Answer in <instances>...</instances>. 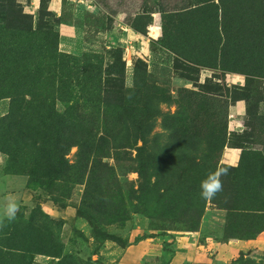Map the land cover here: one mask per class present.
I'll return each mask as SVG.
<instances>
[{"label":"rangeland","instance_id":"374dc122","mask_svg":"<svg viewBox=\"0 0 264 264\" xmlns=\"http://www.w3.org/2000/svg\"><path fill=\"white\" fill-rule=\"evenodd\" d=\"M0 6V264H264V0Z\"/></svg>","mask_w":264,"mask_h":264},{"label":"trees","instance_id":"16d2710c","mask_svg":"<svg viewBox=\"0 0 264 264\" xmlns=\"http://www.w3.org/2000/svg\"><path fill=\"white\" fill-rule=\"evenodd\" d=\"M2 7H4L6 10V5H2ZM3 13H2V9L0 6V23L3 20ZM25 85V83L23 82V86ZM31 93H36L37 89H39V85L35 82V76L33 73V79L31 81ZM82 89H85V87H81ZM75 105L76 107L78 106L79 108H83L86 111H93V109L96 107L95 106V102L92 98L90 97H86L82 96V97H76L75 98ZM109 102V101H108ZM105 126V130L106 132L99 138L98 140V144L100 145V147L103 148H119L124 146V144L126 143V141H128L131 138H139L144 140V142H146V135L143 133V131H141V129L139 128L137 132H132L131 131V124L129 123V121L125 122V125L122 126L121 128H115L113 125H110V121H105L104 123ZM64 132V136L66 137V140L61 139L59 144L63 149H68L70 146H72V142L71 140L74 141H78V138H80L78 136V132L75 130H72L71 127H68L67 130H63ZM83 140V138H80ZM145 151V147L142 146L139 148V155L141 156Z\"/></svg>","mask_w":264,"mask_h":264},{"label":"clouds","instance_id":"9594fccd","mask_svg":"<svg viewBox=\"0 0 264 264\" xmlns=\"http://www.w3.org/2000/svg\"><path fill=\"white\" fill-rule=\"evenodd\" d=\"M228 174L227 167H218L215 171L209 172L207 177L201 181V197L205 200L214 199L218 193L223 191V181L222 176ZM18 205L11 202L7 206L6 215L9 221L15 219L16 213L18 211ZM0 226H3V221H0Z\"/></svg>","mask_w":264,"mask_h":264}]
</instances>
